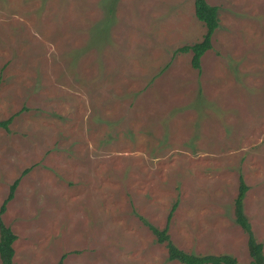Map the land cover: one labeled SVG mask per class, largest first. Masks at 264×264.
<instances>
[{
    "label": "rangeland",
    "instance_id": "1",
    "mask_svg": "<svg viewBox=\"0 0 264 264\" xmlns=\"http://www.w3.org/2000/svg\"><path fill=\"white\" fill-rule=\"evenodd\" d=\"M0 0V206L15 264L264 253V0ZM208 39L192 68L178 48ZM1 264V261H0Z\"/></svg>",
    "mask_w": 264,
    "mask_h": 264
},
{
    "label": "trees",
    "instance_id": "2",
    "mask_svg": "<svg viewBox=\"0 0 264 264\" xmlns=\"http://www.w3.org/2000/svg\"><path fill=\"white\" fill-rule=\"evenodd\" d=\"M194 15L196 19L207 28V37H209L219 25L218 8L209 5L206 0H194ZM208 39L202 42L186 45L178 48L177 52H191L192 68L200 69V60L204 52L209 48ZM13 121V117L0 120V129L9 130V126ZM18 180L10 187L7 198L0 206V261L1 264H15L13 244L16 240L15 234L10 228L5 226L2 220V215L6 210L7 203L13 198ZM248 186L242 178H239V187L236 198L234 200V223L238 225L247 237V251L251 258V264H264L263 244L258 242L253 233L252 225L249 218L244 212V199ZM177 204L172 205V208L167 216V224L163 229H158L144 222L151 233L155 236L158 244H163L167 249V259L176 261L180 264H241L233 256L228 254L221 255H200L195 253H187L173 244L168 234V224ZM64 257L61 258L60 262ZM58 264H61V263Z\"/></svg>",
    "mask_w": 264,
    "mask_h": 264
}]
</instances>
